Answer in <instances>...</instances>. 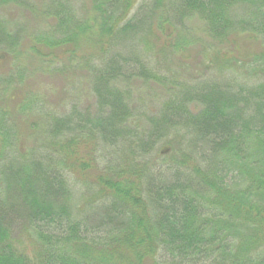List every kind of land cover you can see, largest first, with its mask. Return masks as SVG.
I'll list each match as a JSON object with an SVG mask.
<instances>
[{
    "label": "trees",
    "instance_id": "trees-1",
    "mask_svg": "<svg viewBox=\"0 0 264 264\" xmlns=\"http://www.w3.org/2000/svg\"><path fill=\"white\" fill-rule=\"evenodd\" d=\"M21 1L0 0V6L26 4L36 12L29 0ZM71 1L42 4L40 21L54 24L50 32L40 26L37 41L79 47L81 37L89 36L94 51L105 48L100 68L107 67L99 77L104 90H92L95 115L87 112L85 118L73 109L61 120L53 117L50 138L66 142L61 151L50 149L57 173L18 175L12 192L20 201L0 204V264H264V0H90L88 20L78 19ZM139 1L143 4L129 18ZM146 9L149 30L137 34L142 44L154 38L164 49L179 47L187 40L184 20L198 17L213 41L234 47L239 73L248 80L232 75L236 83L227 78L224 85L177 86L162 113L147 118L149 128L141 135L130 125L131 93L119 85L136 77L163 79L153 75L147 59L124 57L114 48ZM9 32L10 45L25 35ZM247 40L257 46L242 55ZM93 64L86 67L90 74L97 69ZM190 104L200 111L190 113ZM174 131L182 138L172 155L177 161L172 174L148 172L145 158ZM99 144L123 145L129 163L123 168L109 160L93 184L86 181L77 189L93 215H86L85 206L73 220L67 199L74 189L63 169L90 175L86 152ZM10 188L0 166V198ZM17 222L27 228L32 255L15 245Z\"/></svg>",
    "mask_w": 264,
    "mask_h": 264
},
{
    "label": "rangeland",
    "instance_id": "rangeland-1",
    "mask_svg": "<svg viewBox=\"0 0 264 264\" xmlns=\"http://www.w3.org/2000/svg\"><path fill=\"white\" fill-rule=\"evenodd\" d=\"M24 1L26 3L27 0L21 2ZM50 1L29 0L36 12L30 11L26 4L19 7L10 4L0 6V166L11 187L10 193L4 192L0 198V204L5 206L11 204L13 200L20 201L12 192L17 189L18 175L25 177L42 170L54 172V175L57 173L56 166L59 164L56 158H48L53 155L50 149L61 151V146L66 142L50 138L48 131L53 127V117L61 120V117L65 118L73 109L81 112V115L87 112L95 115L96 97L92 90L93 88L104 90L99 77L107 67V63H104L103 68H100L106 58L105 48L102 50L103 47H98L94 51L92 45L88 44L89 36H84L83 39L81 37L79 47L74 44L53 47L37 41L36 35L43 32L40 26H43L46 32H50L54 24L53 20H46L44 24L40 21L44 18L42 4ZM74 1L78 19H90L91 1ZM142 4V1L135 3L128 14L129 18L136 15ZM175 10L177 7L173 13ZM149 23L146 9L138 15L135 29L122 37L118 49L114 48L124 57L135 59L141 57L143 61L147 59L153 75L163 79L158 82L136 77L119 85L120 89L131 93L130 102L134 116L130 123L132 130H138L141 135L147 131L149 128L147 118L158 117L162 113V108L172 99L177 86L191 87L197 82L208 81L224 85L227 78L236 83L232 75H237L242 83L247 82L246 74L242 76L243 72L239 73L242 71L238 69L241 58L232 53L231 47L233 49L234 47L213 41L209 37L206 24L198 17L186 18L183 22L187 35L186 42L179 47L170 44L166 49L154 38L150 43L145 42L146 45L139 41L137 34L141 31L148 32ZM19 30L25 35L16 36L15 43L8 44L9 31ZM256 46L247 40V48L241 50L242 55L254 52ZM95 53L99 54L101 61ZM92 62L93 65L97 64V69L90 74L86 67ZM76 63L79 67H76ZM186 108L193 114L201 109L195 104L187 105ZM84 117L89 118L87 114ZM181 138L182 135L174 131L169 138L157 143L154 150L145 158L148 172H161L166 176L172 174V169L177 163L172 155L178 153ZM47 139L52 141L51 144L46 142ZM41 145H47L49 149ZM169 150L170 153L165 155ZM86 156L89 159L86 162L90 165V175L78 176L63 169L67 186L74 189L73 195L67 199L73 220L82 214L86 206L84 203L86 196L80 197L77 189L81 190L86 181L93 184L95 177L109 160H114L115 166L123 168L129 163V155L121 144L112 147L101 145L89 147ZM134 163L142 166L137 161ZM94 194L95 191H92L89 197L94 198ZM104 206H101L102 211L105 210ZM86 208V215L92 216L93 208L89 206ZM26 229L24 224L17 222L13 226L12 238L20 250L32 255L33 249Z\"/></svg>",
    "mask_w": 264,
    "mask_h": 264
},
{
    "label": "water",
    "instance_id": "water-1",
    "mask_svg": "<svg viewBox=\"0 0 264 264\" xmlns=\"http://www.w3.org/2000/svg\"><path fill=\"white\" fill-rule=\"evenodd\" d=\"M167 151V150H166Z\"/></svg>",
    "mask_w": 264,
    "mask_h": 264
}]
</instances>
